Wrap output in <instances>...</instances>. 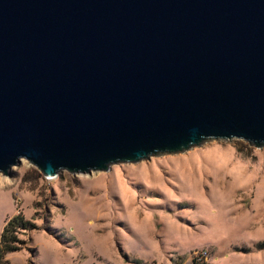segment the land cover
<instances>
[{
	"label": "water",
	"instance_id": "95a60500",
	"mask_svg": "<svg viewBox=\"0 0 264 264\" xmlns=\"http://www.w3.org/2000/svg\"><path fill=\"white\" fill-rule=\"evenodd\" d=\"M212 140L264 148V0H0V174Z\"/></svg>",
	"mask_w": 264,
	"mask_h": 264
},
{
	"label": "rangeland",
	"instance_id": "374dc122",
	"mask_svg": "<svg viewBox=\"0 0 264 264\" xmlns=\"http://www.w3.org/2000/svg\"><path fill=\"white\" fill-rule=\"evenodd\" d=\"M19 211L38 229L10 264H193L202 250L210 264H264V148L212 140L52 179L22 160L0 174V239Z\"/></svg>",
	"mask_w": 264,
	"mask_h": 264
},
{
	"label": "trees",
	"instance_id": "16d2710c",
	"mask_svg": "<svg viewBox=\"0 0 264 264\" xmlns=\"http://www.w3.org/2000/svg\"><path fill=\"white\" fill-rule=\"evenodd\" d=\"M4 226V227H3ZM3 231L0 239V264H10L6 257L10 254L20 252L23 250V246H26L27 241L20 239L21 234H26L27 231H33L38 229L35 223L27 221L22 212L6 219L3 224ZM50 227L47 228L49 230ZM32 240H30V243ZM264 247V243L261 245ZM33 255H37V249H30ZM128 259V257L126 256Z\"/></svg>",
	"mask_w": 264,
	"mask_h": 264
},
{
	"label": "built area",
	"instance_id": "2783aa9c",
	"mask_svg": "<svg viewBox=\"0 0 264 264\" xmlns=\"http://www.w3.org/2000/svg\"><path fill=\"white\" fill-rule=\"evenodd\" d=\"M209 251L202 250V251H195L193 253L192 261L193 264H210L209 262Z\"/></svg>",
	"mask_w": 264,
	"mask_h": 264
}]
</instances>
